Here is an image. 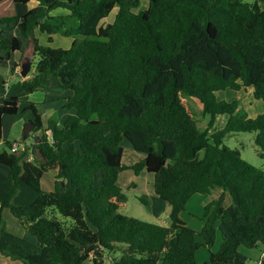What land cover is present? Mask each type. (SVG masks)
<instances>
[{"label": "trees", "instance_id": "obj_1", "mask_svg": "<svg viewBox=\"0 0 264 264\" xmlns=\"http://www.w3.org/2000/svg\"><path fill=\"white\" fill-rule=\"evenodd\" d=\"M260 1L148 0L136 10L140 0H37L20 17L0 16V60L16 52L19 63L27 51L38 56L32 76L2 98L0 142L2 117L18 114L22 93L67 92L64 106L73 110L62 124L53 114L43 127L36 104L29 102L35 126L42 128L36 143L41 158H31L27 146L11 151L9 141L0 151V164L9 168V188L0 195V254L24 264H198L196 251L204 244L208 264H246L239 247L264 246V170L223 139L254 132L264 159V111L242 116L237 100L216 93L251 88L264 104ZM114 6L113 21L102 24ZM56 8L69 12L72 26L52 22ZM35 30L46 32L48 40L54 33L73 36L71 45H41ZM182 93L201 103L209 117L206 129L197 126ZM218 114L228 117L213 130ZM126 148L139 155L137 161L126 164ZM126 169L153 174V194L170 208L168 225L119 211L124 192L117 180ZM49 170L56 174L46 191L41 178ZM21 184L37 192L29 204L15 202ZM216 188L229 191L233 211L220 194L203 205L202 227H189L180 216L187 201ZM5 208L33 236L34 246L6 238ZM216 221L221 241L213 251Z\"/></svg>", "mask_w": 264, "mask_h": 264}, {"label": "rangeland", "instance_id": "obj_2", "mask_svg": "<svg viewBox=\"0 0 264 264\" xmlns=\"http://www.w3.org/2000/svg\"><path fill=\"white\" fill-rule=\"evenodd\" d=\"M246 1H254V0H246ZM144 2L140 5L139 9H144ZM261 6L264 7V2H259ZM10 9H7L5 14H11L10 10L12 9V5H9ZM24 4H16V9H23ZM118 6H114V8L109 12V14L101 20L102 24H106L112 22L115 16V12H117ZM3 13V14H4ZM52 22L59 24L63 29L69 28L73 25L75 20L69 16V12H61L58 13L57 16H54ZM34 36L37 38L38 42L41 45L50 46V47H59V48H68L71 45L73 36H65L60 33H54L51 35V40H48V35L46 32H40L35 30ZM24 55H27L31 60V69L28 72L30 75L33 73L35 63L38 60L37 55H33L30 51L25 52ZM23 55V56H24ZM27 73V74H28ZM19 80V77L15 76L9 80V86L14 85ZM7 88H5L6 90ZM248 90L243 89V91H236L231 89H225L222 91H218L216 93L218 99H225L227 101L237 100L239 105L237 107V112L242 116L252 117L258 114L259 112L264 111V104L262 100H256L253 98L252 93ZM45 90H35L30 93H22L20 99L22 101L30 100L33 102H40L44 100L46 95ZM251 93V94H250ZM6 94L3 91H0V105L3 96ZM181 100L185 107L190 112L192 118L195 120L197 126L200 129H206L209 122V117L202 114V106L201 103L194 97L189 96L187 94L180 95ZM61 104H54L53 106H60ZM60 114V111H59ZM226 114H218L215 118L214 125L212 127L213 130L220 129L224 126L227 120ZM13 121V124L11 125ZM11 122V123H10ZM30 122L28 118L25 116L14 119L11 116H4V137L2 136V140L0 142V151L7 149L5 145L6 141L16 142L18 144V149L21 150L24 146L30 147L35 144V139L33 137H28L24 141H22L23 130L26 126V123ZM212 129L210 131H212ZM223 143L230 148H236L240 151L243 159L248 161L250 164L259 167L264 170V159L259 156V149L255 144V133L254 132H234L227 134ZM127 145V143L125 142ZM34 147V146H33ZM127 147V146H126ZM30 149V148H29ZM124 155V161L126 164L134 163L138 160L137 154H135L131 149L126 148ZM1 164L0 167H5V165ZM7 167V166H6ZM131 170V169H130ZM126 170H123L120 174V183H122V190L124 192V199L122 201L121 207L119 211L128 216H132L141 220L158 223L161 225H168L170 220L168 217L169 206L158 197L153 194V181L154 176L152 173L147 172L145 170L140 171L137 175L134 174L130 176L131 180L128 181L124 173ZM54 170H49L45 172L42 176L41 188L45 190V186L47 185L46 179L53 178ZM0 175V188L6 183V179L1 180ZM6 181V182H5ZM45 185V186H44ZM30 189V188H28ZM33 191V190H32ZM20 192V191H19ZM220 194H223V204L226 206L229 212H232L235 206L233 197L230 195L228 190H223L221 188H216L209 195L202 194H194L187 203V209L183 210L182 219H184L187 225L193 229L199 227L201 220H204L203 214V205L212 199L217 198ZM18 201L21 204H25V202H29V196L25 195L24 192L18 193L16 195ZM31 203V202H30ZM29 204V203H27ZM165 206V207H164ZM6 215H4L3 222L7 226L9 232H14L18 227H23L17 219L10 213L7 209ZM59 217V215H58ZM220 222L216 221L215 227L217 230V239L215 243V247L212 249L215 251L216 246L219 245L221 241V233L220 229L222 226L219 225ZM20 225V226H19ZM22 229V228H21ZM11 233H6V238L9 240H13L11 237ZM26 247H32L35 244V239L33 236L28 234L26 231L23 235H19V238L16 239ZM198 240H202L198 237ZM215 249V250H214ZM240 254L244 259H246V264H258L260 258L264 255V246L259 245L256 248H246L244 246L239 247ZM117 253H114L116 256ZM105 261L110 259L108 253L104 255ZM209 260V249L206 245L201 244L196 251V261L198 264H208ZM0 264H24L20 260H16L10 258L8 256L0 254Z\"/></svg>", "mask_w": 264, "mask_h": 264}, {"label": "crops", "instance_id": "obj_3", "mask_svg": "<svg viewBox=\"0 0 264 264\" xmlns=\"http://www.w3.org/2000/svg\"><path fill=\"white\" fill-rule=\"evenodd\" d=\"M142 1H145L144 2V6L147 7L148 0H140V5L142 4ZM36 4H37V0H29V2L24 4L25 7L23 9H18L17 10L16 9V4H14L12 2V0H0V16L5 15L4 12H7L6 10L10 9L9 5H12V9L10 10V13L11 14H15L18 17H20L21 15L26 13L29 9L33 8ZM140 5H139V7H140ZM139 7L136 10H140ZM61 12H68V11L65 10V9H62V8H56V9H54V10H52L50 12V15L57 16L58 13L61 14ZM115 14H116V12H115ZM20 58H21V53L16 52L9 59L0 60V91H3L6 94L5 96H3L1 98L7 97V96L10 95L11 86H9V80L12 77H15V76L17 77L18 76L19 80L17 82H19V81H22V80H26V79H28V78H30L32 76V74L30 75L29 73L26 76H21V74H20L21 62L19 63ZM5 88H7V89L5 90ZM40 90H45L47 92L46 95H45L44 100H42L40 102H33V101H30V100L22 101V103L20 104V107H19L18 114L15 115V116H11L14 119H19V118L25 116L34 125V127L31 130V132H33L36 135L37 141H35V144L33 145L34 147L30 145L29 151H30V157L31 158L35 157L37 160H39L41 158V154L39 152V149L36 147V143L39 142L40 139H41L42 128H36L35 121H34V116H33L32 112H31L30 108L27 106V104L29 102H33V103L36 104L37 111H38V113L40 114V116L42 118L43 127H45L46 119L49 116L53 115V114L57 115L58 122L60 124H62L64 122L65 118L67 117V115L70 114V113H73L72 109H69V108L64 106V99H62V97L64 95L68 94L67 92L58 93V92L50 91V90H47V89H40ZM240 90L243 91V89H240ZM240 90H237V91H240ZM246 90H248V88ZM249 91L252 93V91L250 89H249ZM21 95H23V94H20V97H21ZM54 104H56V105L57 104H61V105L57 107V106H53ZM59 111H60V114H59ZM4 116H7V115H4ZM4 116L2 117V120H1V123H2V136L3 137H4ZM12 124H13V121H12L11 125ZM22 140L24 141L23 138H22ZM25 147L26 146H24L23 148H25ZM8 172H9V168L8 167H6V166L5 167H0V175L2 177L1 180L3 178L6 179V177L8 176ZM55 174H56V171L54 170L53 178H48V179L45 180L47 185L46 186L44 185L45 186L44 189L46 191H50V190L53 189ZM120 175L121 174H119V176H118L117 183L122 188L123 184L120 183V177H121ZM132 175H134L133 171L130 170V169H126V172L124 173V176H125V178L128 181L131 180L130 176H132ZM41 182H42V178H41ZM8 188H9V183L7 181L0 188V195H4L7 192ZM28 188L29 187L27 185L21 184V187H20V190H19L20 192H24L25 195L29 196L30 200H29V202H25V204L32 202L37 196V192H35L34 190L32 191L31 188L30 189H28ZM20 192H18V193H20ZM17 198L18 197L16 196L15 197V202L21 204V202H19ZM188 201H187V203H188ZM187 203L185 205V209H187ZM185 209H184V211H185ZM5 210H7V208L2 210V217H4V215L7 214L6 213L7 211H5ZM187 210H189V209H187ZM182 213H183V211L180 212L181 218H182ZM204 220H201V222L199 224L200 226L196 227V230H199L202 227V225L204 223ZM21 228L18 227L16 230H14V232H9L7 226L4 224L5 232L6 233H11V235L13 237H15L16 239L19 238V235H23L24 232H25V229L23 227H21Z\"/></svg>", "mask_w": 264, "mask_h": 264}, {"label": "water", "instance_id": "obj_4", "mask_svg": "<svg viewBox=\"0 0 264 264\" xmlns=\"http://www.w3.org/2000/svg\"><path fill=\"white\" fill-rule=\"evenodd\" d=\"M30 69H31V60L27 55H24L23 59L21 60V69H20L21 76H26L27 73L30 71ZM33 127L34 125L31 122L26 123L22 135V138L24 140L27 139L28 137H33L35 141H37L36 135L33 132H31Z\"/></svg>", "mask_w": 264, "mask_h": 264}, {"label": "built area", "instance_id": "obj_5", "mask_svg": "<svg viewBox=\"0 0 264 264\" xmlns=\"http://www.w3.org/2000/svg\"><path fill=\"white\" fill-rule=\"evenodd\" d=\"M10 149H11V151L17 150L18 149V144L16 142H13Z\"/></svg>", "mask_w": 264, "mask_h": 264}]
</instances>
